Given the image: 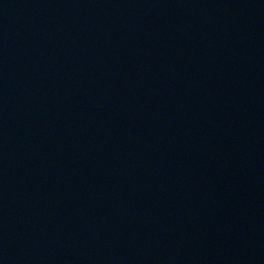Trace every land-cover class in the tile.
<instances>
[{
	"label": "water",
	"instance_id": "95a60500",
	"mask_svg": "<svg viewBox=\"0 0 264 264\" xmlns=\"http://www.w3.org/2000/svg\"><path fill=\"white\" fill-rule=\"evenodd\" d=\"M0 264H264V0H0Z\"/></svg>",
	"mask_w": 264,
	"mask_h": 264
}]
</instances>
